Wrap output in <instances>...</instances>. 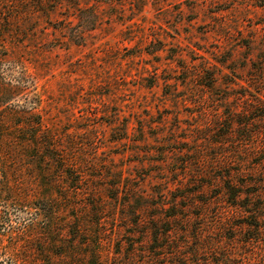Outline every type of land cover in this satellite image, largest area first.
<instances>
[{
	"label": "rangeland",
	"instance_id": "1",
	"mask_svg": "<svg viewBox=\"0 0 264 264\" xmlns=\"http://www.w3.org/2000/svg\"><path fill=\"white\" fill-rule=\"evenodd\" d=\"M0 53L13 102L86 177L74 189L46 153L2 146L0 264H208L218 241L261 256L223 184L264 193V120L241 130L264 112V0H0ZM29 118L8 115L7 135ZM174 212L154 255L150 226Z\"/></svg>",
	"mask_w": 264,
	"mask_h": 264
},
{
	"label": "trees",
	"instance_id": "2",
	"mask_svg": "<svg viewBox=\"0 0 264 264\" xmlns=\"http://www.w3.org/2000/svg\"><path fill=\"white\" fill-rule=\"evenodd\" d=\"M74 15L75 17H80L78 7L74 8ZM93 20V19H92ZM4 47V45H3ZM5 48V47H4ZM7 49V48H6ZM10 57L9 53H0V149L3 145L7 144L10 141L11 146L15 147H23V146H32L33 149L36 151H40L42 154L46 153L44 156V160L46 162H55L58 164L59 171L62 172L63 176L66 177L67 182L72 184V188L77 189L79 187L78 184L84 182L86 177L77 176L71 169H67L70 164L68 159L65 158L61 151V145H58L55 142V138L51 133V128L46 127L45 121L43 120L41 114L37 110L36 107L30 106L27 107L22 111V106L14 103L13 101L15 98L22 92V86H20L21 82L11 73L14 69V63L8 60ZM5 62H8L5 64ZM7 65V67H5ZM8 74L9 77H4V74ZM15 104V105H14ZM252 111L250 110V113ZM8 115L13 117L15 116H27L30 117L27 120L31 121H23V123H19L15 126L12 125L13 130H18V135H7L6 131L8 128H4L5 126L10 124L6 118ZM15 115V116H14ZM32 118V119H31ZM253 120H264V112L259 113L252 119H248V121H244L241 127V130L245 131L244 137L247 136L246 128L250 127L253 124ZM227 128L231 129V125H227ZM30 129V131L22 132ZM216 136L215 140H210L212 147H227L233 142L230 141L228 138L237 137L238 135L234 134L232 130H228L226 133L218 134L214 133ZM22 136V137H21ZM252 136V135H248ZM249 137L248 140H251ZM251 144V141H250ZM9 147V146H8ZM264 151V148L261 149V152ZM43 159V157H42ZM40 160V159H39ZM263 160V161H262ZM262 163L264 164V158L261 159ZM259 163V165H261ZM231 176L230 174L226 175L228 178ZM224 180L223 184V191L225 194L226 202L229 206L234 209H237L238 212L242 213L244 216L245 221L241 222L240 224L231 225L236 230H244V233L241 235V243L245 246H250L256 242L260 244L258 253L261 254L260 257H256L253 255L252 252H246L241 254L239 252H234L229 248L221 246V243L218 241L215 243L213 247V251L211 252V256L208 259V264H264V205L261 203H257L256 199L264 198V193L261 191H247L246 188L248 186L259 184V181H248V182H241V181H229ZM256 197V198H255ZM182 208L187 209L188 206H182ZM181 215L178 212H174L169 214L164 222H157L150 226L152 230V243H156L158 245L153 246L152 250L149 252H153L155 255L156 250H165L167 248L166 244L159 243L161 239L168 236L170 233H173L172 229L166 228L165 223H172L175 219H180ZM231 220V219H229ZM222 224L229 225V222L223 221ZM251 232L255 233V236H247ZM226 238V236H225ZM152 244V245H153ZM244 246V247H245ZM175 248H178L177 246ZM219 248V250H217ZM88 263L87 264H99L100 257L99 251H94L90 253L88 251ZM190 254H197L195 251L190 252ZM161 255L158 253L157 258ZM189 256V255H188ZM178 264V263H175Z\"/></svg>",
	"mask_w": 264,
	"mask_h": 264
}]
</instances>
